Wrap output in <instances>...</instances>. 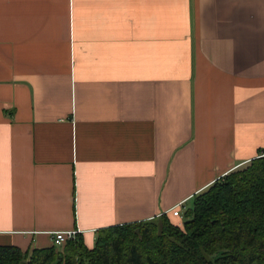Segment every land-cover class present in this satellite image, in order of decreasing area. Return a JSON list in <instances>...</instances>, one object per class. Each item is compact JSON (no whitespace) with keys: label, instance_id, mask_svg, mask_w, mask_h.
I'll list each match as a JSON object with an SVG mask.
<instances>
[{"label":"crops","instance_id":"crops-1","mask_svg":"<svg viewBox=\"0 0 264 264\" xmlns=\"http://www.w3.org/2000/svg\"><path fill=\"white\" fill-rule=\"evenodd\" d=\"M259 154L264 0H0V246L92 248Z\"/></svg>","mask_w":264,"mask_h":264},{"label":"trees","instance_id":"trees-1","mask_svg":"<svg viewBox=\"0 0 264 264\" xmlns=\"http://www.w3.org/2000/svg\"><path fill=\"white\" fill-rule=\"evenodd\" d=\"M170 217L99 229L92 248L79 234L61 248L0 246V264H264V154L194 196L182 225Z\"/></svg>","mask_w":264,"mask_h":264},{"label":"built area","instance_id":"built-area-1","mask_svg":"<svg viewBox=\"0 0 264 264\" xmlns=\"http://www.w3.org/2000/svg\"><path fill=\"white\" fill-rule=\"evenodd\" d=\"M185 210L184 207L180 206H175L173 209H171V212L173 216L178 217L182 220V215L183 211ZM79 233L76 230H70L68 232H60L56 231L51 234V241L52 245L61 248L67 241L68 239H74L75 236H77Z\"/></svg>","mask_w":264,"mask_h":264},{"label":"rangeland","instance_id":"rangeland-1","mask_svg":"<svg viewBox=\"0 0 264 264\" xmlns=\"http://www.w3.org/2000/svg\"><path fill=\"white\" fill-rule=\"evenodd\" d=\"M184 211H185V210H184ZM184 211H183V212H184ZM158 219H159V218H158ZM182 221H183V220H182ZM182 221L180 220V223H181L180 225H182ZM170 222L173 223L174 221H170ZM176 222H179V220H176L174 223H176Z\"/></svg>","mask_w":264,"mask_h":264}]
</instances>
